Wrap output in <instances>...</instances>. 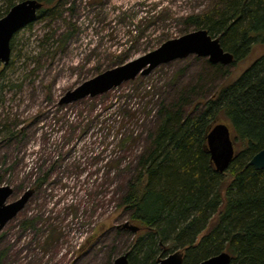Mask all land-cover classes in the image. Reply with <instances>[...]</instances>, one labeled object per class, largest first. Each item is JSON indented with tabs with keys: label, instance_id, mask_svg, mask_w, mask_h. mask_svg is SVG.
Returning a JSON list of instances; mask_svg holds the SVG:
<instances>
[{
	"label": "rangeland",
	"instance_id": "rangeland-1",
	"mask_svg": "<svg viewBox=\"0 0 264 264\" xmlns=\"http://www.w3.org/2000/svg\"><path fill=\"white\" fill-rule=\"evenodd\" d=\"M217 1L63 0L62 15L14 35L0 77V185L14 189L7 202L35 192L0 230V264H110L125 253L133 234L120 228L130 216L121 197L161 106L188 92V112L236 79L264 47L223 65L228 75L213 72L208 57L190 54L95 96L61 100L84 81L192 31L186 17Z\"/></svg>",
	"mask_w": 264,
	"mask_h": 264
},
{
	"label": "trees",
	"instance_id": "trees-1",
	"mask_svg": "<svg viewBox=\"0 0 264 264\" xmlns=\"http://www.w3.org/2000/svg\"><path fill=\"white\" fill-rule=\"evenodd\" d=\"M19 1L0 0V18ZM39 1L43 6L37 20L64 12L63 0ZM185 21L193 30L206 28L219 37L234 54L233 64L247 59L256 45L264 47V0H218ZM209 65L216 74H229L224 64ZM7 68L0 64V77ZM186 94L161 106L160 122L121 197L129 224L139 228L135 232L120 225L133 234L125 251L129 262L158 264L179 251L183 264H200L227 251L230 264H264V168L249 164L264 148V50L236 79L197 100L188 112ZM220 122L230 126L235 145L224 171L216 168L208 143V134Z\"/></svg>",
	"mask_w": 264,
	"mask_h": 264
},
{
	"label": "water",
	"instance_id": "water-1",
	"mask_svg": "<svg viewBox=\"0 0 264 264\" xmlns=\"http://www.w3.org/2000/svg\"><path fill=\"white\" fill-rule=\"evenodd\" d=\"M42 6L43 3L39 0L19 1L0 18V60L4 64H8L11 59L12 38L19 30L37 20L38 11ZM190 54L206 56L210 62L224 65L232 64L235 59L232 52L222 47L219 37L212 36L206 28H198L179 37L168 39L158 48L84 81L76 88L69 90L61 102L67 103L87 95L95 96L106 92L124 81L134 79L139 74L150 73L160 64L184 58ZM208 143L216 168L220 171L226 170L235 154L230 126L224 122L216 124L208 134ZM249 164L257 169L264 168V148L250 159ZM13 191L11 185H0V230L25 207L35 192L33 188H29L17 199L7 202ZM124 225H128L135 232L139 229L128 221ZM230 261L231 254L223 251L203 260L200 264H230ZM113 264H130L128 254L118 255ZM158 264H183L182 253L172 252L160 258Z\"/></svg>",
	"mask_w": 264,
	"mask_h": 264
}]
</instances>
